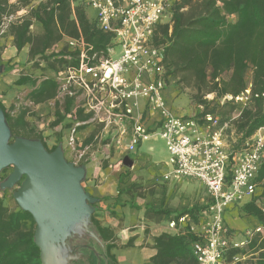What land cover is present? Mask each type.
<instances>
[{"label":"trees","instance_id":"trees-1","mask_svg":"<svg viewBox=\"0 0 264 264\" xmlns=\"http://www.w3.org/2000/svg\"><path fill=\"white\" fill-rule=\"evenodd\" d=\"M8 2L0 0V24L7 14ZM33 23L41 27L42 32L38 36L30 32ZM7 28L16 53L32 44L45 67L53 73L74 64L76 54L69 53L63 46L66 39L82 38L91 47L90 54L104 56L113 41L112 36L97 29L94 18L87 16V8L82 0H44L31 9L27 17L11 23ZM152 41L164 46L166 85L174 80L177 85L194 91L191 98L200 110L193 118L200 124L207 115L218 118L219 124L230 122L225 135L229 133L235 136L227 146L231 161L234 155L244 151L253 134L264 127V0L174 2L169 22L157 26ZM56 48L59 50L54 53ZM249 72L251 76L247 79ZM14 85L29 87L28 96L35 102L54 98L58 89L54 78H34L30 75L20 76ZM248 87L250 94L247 100L236 101L235 98L241 97ZM210 94L213 98L208 100L206 97ZM225 96L232 99L223 101ZM75 105L74 100L65 99L61 104L63 114L57 112L55 124L63 122L68 114L73 113ZM0 107L13 137L39 139L49 152L55 150L57 145L48 149L39 135L27 132L23 116L13 119L1 102ZM88 119L89 116L81 117L78 113L72 122H85ZM71 123L65 127H70ZM229 175L228 171V178ZM126 178V173H120L116 196L100 197L98 203L110 202L107 208L116 206L119 196L127 193V188H123ZM255 183L256 191L261 188L260 192L255 194V191L249 201L235 204L226 212L239 207L244 218L261 225L264 158ZM205 207L195 204L176 211L165 208L162 202L157 208L145 206V216L174 223L176 229L174 233H161L151 239L155 254L145 264H195L191 246L199 240V235L191 230V225L199 224L200 213ZM106 210L113 215L109 209ZM98 211V208L94 210L90 224L103 244L100 247L97 243L102 259L97 260L94 252L85 249L87 264H118L112 253L116 248L114 232L110 227L101 225ZM184 217L188 221L180 225L179 220ZM34 229L35 224L29 213L19 209L16 204L15 208H10L0 200V264H41L40 250L33 239ZM237 256H250L249 264H264V235L255 234L242 248H229L223 262H231Z\"/></svg>","mask_w":264,"mask_h":264},{"label":"built area","instance_id":"built-area-1","mask_svg":"<svg viewBox=\"0 0 264 264\" xmlns=\"http://www.w3.org/2000/svg\"><path fill=\"white\" fill-rule=\"evenodd\" d=\"M82 1L96 12L97 29L112 36L113 41L104 56L90 54L91 47L82 38L65 40L63 46L76 55L74 64L54 73L56 100H74L76 105L67 119L77 118L78 113L89 116L87 121L105 133L113 130L109 140L117 145L122 142L128 153H135L155 134L167 152L169 169L162 181H196L207 197L199 224L191 225L199 235L191 246L195 264H221L229 248L243 246L255 234L264 235V208L263 223L245 231L244 240L239 242L225 222L226 210L249 201L256 191L255 178L264 158V127L230 161L224 141L230 122L219 124L218 118L207 115L200 124L193 117L176 115L168 106L164 97V46L152 40L157 26L165 18L170 20L172 0ZM249 94L248 87L235 100L244 102ZM231 99L225 96L223 101ZM145 108L156 124L154 130L148 127ZM73 123L64 141L72 150L77 145L76 127L82 124ZM187 221L181 218L179 224ZM169 227L174 229L175 224Z\"/></svg>","mask_w":264,"mask_h":264},{"label":"rangeland","instance_id":"rangeland-1","mask_svg":"<svg viewBox=\"0 0 264 264\" xmlns=\"http://www.w3.org/2000/svg\"><path fill=\"white\" fill-rule=\"evenodd\" d=\"M38 0H26L17 1L9 0L7 14L2 19L0 24V66L3 67L2 73H0V102L4 106L7 113L15 119L18 116H23L26 123L27 132H33L39 135L48 149L54 146L48 143L49 138L57 137L61 132L63 126L72 122V119L64 120L61 123L55 124L57 119V112L63 114L62 102L56 101L59 105L51 104L47 101L35 102L28 96L30 88L27 86L18 87L14 85V82L23 75H30L34 78H53L54 73L49 71L45 67V63L40 59L39 53L33 48V45H26L20 53H16L15 48L12 46V37L7 31V27L24 17L28 16L31 9L37 7V5L43 1ZM180 0H172L171 7L174 2ZM87 16L92 19L96 16V12L90 8L87 9ZM169 22L168 18L164 19V23ZM30 32L34 36L41 34L42 30L39 24L33 23L30 27ZM117 50L115 57L118 55ZM251 76L250 72L247 74V79ZM168 99L174 101L175 110L177 115H186L187 117H193L200 109L193 102L191 96L194 91L190 88H186L183 85H177L174 80H170L166 85V91ZM208 100L213 98V95L206 97ZM74 123L72 122L71 125ZM90 127L91 122L87 123ZM95 124V123H94ZM70 125V126H71ZM87 136H97V141H91L87 144L75 145L74 150L67 143H58L57 146L63 145L65 159H74L75 154L79 155V151L83 152L82 159L76 161L77 165H86L89 161L92 162L91 173H86V177L82 183L84 190L89 193L92 197L98 198L97 188L102 185H107L106 188L116 180L120 173H126V179L124 180L123 188H127V193L119 196L118 204L121 207L125 204L131 206L135 212V216L139 218L142 214L145 216L144 207L151 206L157 208L160 203H163L165 208L170 210L180 211L182 208L191 207L195 204L204 205L206 204L207 197L205 191L201 188L198 182H188L184 189L182 185L167 184L162 181V169L161 163L167 160V154L164 144L161 140H152L145 144L144 147L139 148L133 154L124 151L123 143L117 145L115 142L109 140L113 130L105 133L101 128L95 124L92 126ZM91 128V127H90ZM92 132V133H90ZM91 134V135H90ZM20 137V136H19ZM14 137L12 136L11 141ZM116 139V138H115ZM235 139L233 134L227 133L225 135V145L228 146V142ZM56 146V145H55ZM148 146L152 147L153 158L151 159L146 155ZM72 151V153L69 154ZM146 153V154H145ZM93 156V158H92ZM128 157L132 161L131 167H126L123 164V159ZM88 160V161H87ZM74 161V160H73ZM11 172V168L6 169L5 172L0 173V182ZM4 177V178H3ZM186 187V188H185ZM15 189L11 190H0V200L10 208H15V202L12 197V193ZM261 190L258 189L255 194ZM114 193V192H113ZM115 194V193H114ZM115 196V195H114ZM15 203V204H14ZM110 204V202H109ZM94 206V205H93ZM95 209L98 208V201L95 203ZM112 212V211H111ZM116 215V212H113ZM227 222L230 223V219H236L239 223V227L231 230L233 235L239 242L244 240L245 231L249 230L250 227H241L242 223L249 221L250 224H255L253 220L244 218L239 211V207H234L227 212ZM230 215V216H229ZM150 219L158 220L150 216H145ZM144 217V218H145ZM229 217H231L229 219ZM229 228V225H227ZM172 229V228H171ZM93 231V230H92ZM94 232V231H93ZM247 244V243H246ZM245 244L241 247H244ZM127 247V246H126ZM71 248L73 253H80V258L76 261H71L70 264H87L88 258L84 256V250L88 249L94 252L97 260H101L102 256L98 251L97 243L87 233H82L81 237L75 238L71 241ZM124 253L126 252L123 250ZM122 251V252H123ZM251 257H235L231 262H222L221 264H249Z\"/></svg>","mask_w":264,"mask_h":264},{"label":"water","instance_id":"water-1","mask_svg":"<svg viewBox=\"0 0 264 264\" xmlns=\"http://www.w3.org/2000/svg\"><path fill=\"white\" fill-rule=\"evenodd\" d=\"M11 139L0 107V173L11 168L0 182V190L15 189L14 202L32 217L33 239L40 250L41 264H70L78 260L81 254L73 253L71 241L82 233L103 247L90 224L93 205L98 200L82 186L85 166L67 161L61 145L49 152L39 139ZM123 164L131 167L132 161L125 157Z\"/></svg>","mask_w":264,"mask_h":264},{"label":"crops","instance_id":"crops-1","mask_svg":"<svg viewBox=\"0 0 264 264\" xmlns=\"http://www.w3.org/2000/svg\"><path fill=\"white\" fill-rule=\"evenodd\" d=\"M39 1L41 2L43 0H38L37 3H39ZM164 97H165V100H166L168 106L174 112V110H175L174 101H172V99H168L167 92H164ZM56 101H58V100H56V95L54 98L48 100V102L51 104H55ZM142 106L145 107L143 102H142ZM145 112H146V115L148 116V112H147L146 108H145ZM179 116H186V115H179ZM64 120H68V119L65 118ZM81 123L82 124L80 126L76 127L75 138L77 140V145L86 144V142L88 143V142H91L92 140L97 141L96 135L95 136H87V137L85 136L88 134L90 129L93 128L92 126L95 124L94 123L91 124L90 125L91 128H90L87 126L88 121L87 122L86 121L81 122ZM155 125L156 124L153 123V118L148 116V127H149V129L154 130L156 128ZM98 128H101V127L98 126ZM70 129H71V127H64L63 126L62 132L57 137L49 138L48 143L52 146H55L60 142H61V144H64V141L69 137ZM90 133H92V132H90ZM152 140H159V139L156 137L155 134H153V136L148 141L143 142L140 145L141 146L140 149H142V147H144L145 144L149 143ZM56 142H58V143H56ZM64 150L65 149L63 148V153H64ZM79 152H80L79 155L75 154L74 159L71 160L68 158L66 160L77 165L76 161L78 159H82V157H83V152L82 151H79ZM146 152H147V154L146 153L145 154L149 158L151 156V159H154L152 156L153 152H152L151 146H148ZM70 153H72V151L70 152V150H69V154ZM166 154H167V152H166ZM92 158H93V156H92ZM92 162L93 161L90 160L88 164L83 165L86 168V173H91L93 171V170L92 171L90 170V168H92ZM166 162H167V160H165V162L161 163L162 176L169 169L166 165ZM78 166H81V165H78ZM188 182H195V181H193V180H182L179 182H165V183L171 184L172 186L178 185L180 187L182 184H186V183L188 184ZM116 184H117V178L115 181L112 182V184L109 185V187H111V188H106L107 185L106 186L102 185V186L98 187L97 188L98 195H101V197H103V196H108V197H112V198L115 197L116 196ZM184 186L185 185H182L183 189H184ZM108 204H109V202L108 203H98V209H99L98 220L100 221L101 225L110 227L114 232L115 239H116V248L113 249L112 253L115 255L118 264H145V263H147L149 258H151L155 254V250L152 248L151 239L154 236H157L161 233H174L176 231L175 228L171 229L169 227L170 222H167L163 219H158L155 221L154 219H150L148 217H145L142 214L139 216V218H137V216H135L134 210L128 204H125L122 207L120 205H116V206H112L111 208L110 207L107 208ZM106 209H109L112 212H116L117 214L116 215H114V214L109 215V212ZM227 212L225 213L226 225H229V229H231V230L236 229L235 227H239V223L235 221L236 219H230L231 217H229L230 223H228L227 222L228 216L226 218V215H228ZM255 224H257V223L255 222ZM182 225H185V224H182ZM254 226L255 225H252V224H250L249 221H247V222H244V224L242 223L241 227L253 228ZM236 240H237V236L235 237V241ZM123 250H125L126 252L124 253Z\"/></svg>","mask_w":264,"mask_h":264}]
</instances>
